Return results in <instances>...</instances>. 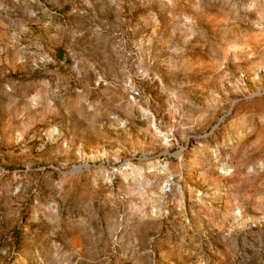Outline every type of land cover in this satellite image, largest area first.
Instances as JSON below:
<instances>
[{
	"label": "rangeland",
	"instance_id": "obj_1",
	"mask_svg": "<svg viewBox=\"0 0 264 264\" xmlns=\"http://www.w3.org/2000/svg\"><path fill=\"white\" fill-rule=\"evenodd\" d=\"M0 264H264V0H0Z\"/></svg>",
	"mask_w": 264,
	"mask_h": 264
},
{
	"label": "built area",
	"instance_id": "obj_2",
	"mask_svg": "<svg viewBox=\"0 0 264 264\" xmlns=\"http://www.w3.org/2000/svg\"><path fill=\"white\" fill-rule=\"evenodd\" d=\"M124 89L132 101L139 100L142 97V92L131 81L125 84Z\"/></svg>",
	"mask_w": 264,
	"mask_h": 264
}]
</instances>
